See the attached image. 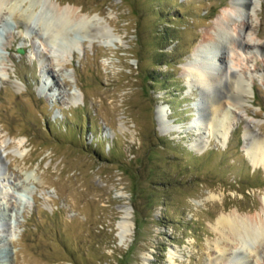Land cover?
I'll list each match as a JSON object with an SVG mask.
<instances>
[{
    "label": "rangeland",
    "instance_id": "obj_1",
    "mask_svg": "<svg viewBox=\"0 0 264 264\" xmlns=\"http://www.w3.org/2000/svg\"><path fill=\"white\" fill-rule=\"evenodd\" d=\"M8 1L16 7L0 10V264H235L215 249L226 239L215 219L264 208V169L244 154L247 126L264 137V0L236 21L247 24L237 70L248 93L242 106L227 104V137L192 124L209 110L184 66L230 0H46L91 19L89 31L56 40L61 53L34 0ZM214 89L208 99L234 103L232 76ZM160 107L173 130L159 128ZM245 259L264 264V250Z\"/></svg>",
    "mask_w": 264,
    "mask_h": 264
},
{
    "label": "bare ground",
    "instance_id": "obj_2",
    "mask_svg": "<svg viewBox=\"0 0 264 264\" xmlns=\"http://www.w3.org/2000/svg\"><path fill=\"white\" fill-rule=\"evenodd\" d=\"M45 1L34 0L30 4V7H33V10H35V7H38L40 8V12L44 10L46 15H48V18L46 17L47 19L45 18L46 20H43L44 23L41 25L42 31L47 33L46 39L50 45L60 46L56 41L60 36H72L73 32H77L80 30L79 28L84 29L90 24L91 19L81 13L78 7L75 8V6L70 4L60 6L59 3L53 4ZM230 2L229 7L222 9L213 22L214 27L212 32L206 33L204 38L193 48L191 57L189 56V60H187L184 66V75L189 80L188 85H194L200 89L201 96L198 102L205 104V108L209 110V114L207 115H204L202 110H199V116L192 121V124L201 125L204 123L214 126L216 130H220V135H223V137H227L230 129V124L225 126L223 123L224 114L227 115L229 108L227 104L235 108L242 106L245 103L243 95L248 93L246 84L243 81V75L237 70L239 60H242L240 50L243 49V44L239 40L240 32L242 31L241 28L246 29L247 24L244 22L241 23L240 20L242 27H239L238 25L236 26V21L239 18L242 19L243 16L241 15L248 14V11L251 12L255 5L253 0H230ZM14 4L18 5L17 2ZM3 6L6 7L9 13L14 14L12 7L15 9L16 5L13 6L8 0H0V10ZM19 15L24 21H28L34 16L33 13L27 15H21L19 13ZM93 18L94 21L97 20L99 22L96 16ZM101 23L93 22L91 25L96 26L98 24L99 27L101 26V29H104L105 26ZM86 29L88 31L90 30L88 27ZM103 36L107 37L106 35ZM75 43V38L68 40V44L70 45ZM60 47L59 52L61 53L65 47L63 48L62 45ZM255 47L261 49L262 45L255 44ZM222 50L223 52L220 54ZM231 76L234 78V83L237 86V96L235 95L234 101L232 100L234 103L226 102L225 104V102L218 99L219 97L215 100L213 98L208 99L210 95L206 94L214 92L216 89H214L215 86L220 83L223 84ZM225 109L226 111L224 112ZM156 119L159 128L163 132L173 130V127L168 125L166 111L163 108L160 107L157 109ZM244 136L246 140L244 154L250 165L264 169V137L257 136L250 126L245 128ZM18 142L20 145L22 144L20 141ZM123 214L124 217L119 223L122 238L129 231L128 210L124 209ZM215 230L220 235H223L222 237L225 238L226 236V239L215 241V249L218 253L227 255L230 258L229 260L235 264H245L244 259L246 258L245 260H247V257L251 253L256 255L264 250V208L254 215H242L236 211L230 214L228 213L227 215L220 214L215 219Z\"/></svg>",
    "mask_w": 264,
    "mask_h": 264
},
{
    "label": "water",
    "instance_id": "obj_3",
    "mask_svg": "<svg viewBox=\"0 0 264 264\" xmlns=\"http://www.w3.org/2000/svg\"><path fill=\"white\" fill-rule=\"evenodd\" d=\"M20 53H22V50L19 48V50H18Z\"/></svg>",
    "mask_w": 264,
    "mask_h": 264
},
{
    "label": "trees",
    "instance_id": "obj_4",
    "mask_svg": "<svg viewBox=\"0 0 264 264\" xmlns=\"http://www.w3.org/2000/svg\"><path fill=\"white\" fill-rule=\"evenodd\" d=\"M162 55V53L159 54V56Z\"/></svg>",
    "mask_w": 264,
    "mask_h": 264
}]
</instances>
